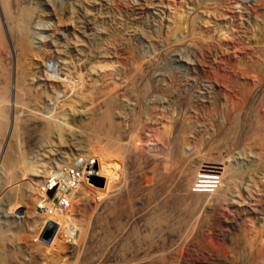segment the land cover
<instances>
[{"label":"rangeland","instance_id":"1","mask_svg":"<svg viewBox=\"0 0 264 264\" xmlns=\"http://www.w3.org/2000/svg\"><path fill=\"white\" fill-rule=\"evenodd\" d=\"M0 84V264H264V0H0Z\"/></svg>","mask_w":264,"mask_h":264},{"label":"bare ground","instance_id":"2","mask_svg":"<svg viewBox=\"0 0 264 264\" xmlns=\"http://www.w3.org/2000/svg\"><path fill=\"white\" fill-rule=\"evenodd\" d=\"M183 10V9H182ZM205 11V10H204ZM30 12H26L24 15H23V17H22V20H21V22L22 23H24L27 19H29V16H30V14H29ZM169 14V13H168ZM183 14V13H182ZM198 14V13H197ZM181 15V14H180ZM180 19V18H179ZM177 19V23L176 24H182L183 23V19ZM194 19H195V17H194ZM22 23H19V24H21V27H22ZM196 23V22H195ZM175 27H176V25H175ZM20 28V27H19ZM18 28V29H19ZM174 28V27H173ZM179 28H180V26H179ZM198 32V31H197ZM19 34H20V32H19ZM23 34V33H22ZM201 34H202V32H201ZM220 36V35H219ZM169 37V36H168ZM204 39H206V38H204ZM204 39H202V40H204ZM207 40V39H206ZM205 40V41H206ZM204 42V41H203ZM205 43V42H204ZM7 46V45H6ZM78 46V45H77ZM24 55V54H23ZM83 56V55H82ZM84 64V63H83ZM237 64V63H236ZM22 66V65H21ZM25 69V68H24ZM29 71V70H28ZM23 75V74H22ZM18 76L20 77V75L18 74ZM7 77V76H6ZM3 78V77H2ZM23 81V80H22ZM4 83L6 82V81H3ZM2 82V83H3ZM19 82H21V79H20V81ZM17 83H18V81H17ZM23 83V82H22ZM6 84V83H5ZM19 84V83H18ZM21 84V83H20ZM1 85V84H0ZM12 86V85H11ZM19 86V85H18ZM22 86V85H21ZM22 87H24V86H22ZM0 88H1V86H0ZM5 88H6V85L5 86H3V84H2V88L0 89V112H3V116H2V119L0 120L1 121V123H0V129H4V130H6V132H7V130H8V116H6L5 115V110H7L8 111V102H9V97H7V96H9V90H5ZM19 88H21V87H19ZM27 89V88H26ZM18 90H20V89H18ZM21 90H24V89H21ZM20 90V91H21ZM18 92V91H17ZM15 93V92H14ZM21 93V92H20ZM7 95V96H6ZM22 95V94H21ZM23 95H25L24 94V91H23ZM17 98L19 97V94L17 93V96H16ZM22 97V96H21ZM24 97V96H23ZM22 97V98H23ZM29 97V96H28ZM15 98V97H14ZM25 99H26V97H24ZM19 99H20V97H19ZM18 99V100H19ZM34 99V98H33ZM36 100H37V98H36ZM23 100H21V102H22ZM19 102V101H18ZM20 102V103H21ZM19 103V104H20ZM26 103V102H25ZM16 104H18V103H16ZM23 105V104H22ZM20 108V107H19ZM15 109V108H14ZM22 109V107L20 108V110ZM7 114V113H6ZM104 118H103V123L105 122V121H111V113H110V111L108 110L107 111V113H105L104 114ZM110 118V119H109ZM18 121V120H17ZM16 121V122H17ZM15 122V123H16ZM26 122L25 121H23V120H19V122H18V124H21L22 126H25V125H23V124H25ZM107 123V122H106ZM2 124V125H1ZM1 126H2V128H1ZM19 127V126H18ZM48 128V127H47ZM22 129H24V128H22ZM3 130V131H4ZM14 130H16V128L14 129ZM19 130V129H18ZM17 130V131H18ZM44 130V129H43ZM3 131H1V132H3ZM1 132H0V135H1ZM5 132H3V134H4ZM51 133V132H50ZM5 135V134H4ZM30 137V136H29ZM204 137V136H203ZM259 142H262V145H263V147H264V139L262 138V139H260L259 140ZM206 155V154H205ZM203 156V155H202ZM17 157V156H16ZM208 157V156H207ZM206 157V158H207ZM210 158V157H209ZM201 159V158H200ZM203 159H201V160H193L191 163L189 162L188 164V166H186V169H185V176H184V179H185V181H183L186 185H184L183 183V185L185 186V187H187V186H189V185H191V183H192V180H193V183H192V186H191V192L193 193V194H195L194 195V197H201L203 194H201V193H204V194H212V195H216L218 192H219V190L221 189L222 190V192L223 191H227L228 189L230 190L231 189V187L234 185V184H236L235 183V179L234 178H236V175H237V171H234V169H232V168H228L227 169V167H223V169L222 168H218L217 166H216V163H214L213 161H211V159L209 160V159H207V160H203L204 161V164H202L201 166H200V168H198L197 169V171L199 170V172L197 173V172H195V169H196V164L198 165L199 164V162H201ZM194 161H195V163H194ZM14 165H17V167H20L19 169H17V170H27V168H26V162H25V160H24V158H23V156H21V155H18V157L15 159V161H14V163H13ZM9 167V166H8ZM14 167V166H13ZM231 167V166H230ZM29 168V167H28ZM14 169L16 170V168L14 167ZM34 169V168H33ZM71 170H74L75 172L74 173H76V172H78L76 169H74V168H72L70 165L69 166H67V167H64V169H63V167L59 170V171H62V174L60 175V176H58V177H56V178H53V179H50V180H47V181H45V183H48L49 182V185H51V186H49V188L51 187V188H53L52 190H54L53 192H55V191H57V192H59L60 191V194L62 195V199L63 198H66V196H67V194L71 191V190H73L78 184H76V179L75 178H73V177H71L72 175H71ZM33 172V171H32ZM17 172H15V174H16ZM195 173H197V175H195V177H194V174ZM184 174V173H183ZM200 174H204V178H207V179H213V178H215V176L216 175H220V184H219V186H218V188H216V189H214V190H196V188H195V185L198 183V179L200 178ZM21 175V174H20ZM80 175L81 174H79V178H78V181H79V179H80ZM176 175V174H175ZM75 176V175H74ZM197 176V177H196ZM18 177L19 176H13L12 178H13V181L14 182H16L17 180H20V178L18 179ZM2 178V177H1ZM22 179V178H21ZM195 179V180H194ZM32 180V179H31ZM35 180V179H34ZM237 180V179H236ZM14 182H12L11 181V183H10V185H13L12 183H14ZM22 182V181H21ZM20 181H19V183H21ZM68 182L70 183H72L71 185H69L68 184ZM223 182H224V185H223ZM17 183V185L19 184L18 182H16ZM15 183V184H16ZM73 183H75L76 185H73ZM21 184H25L24 182H22ZM20 184V186L18 185V186H16V185H14V186H16L17 188L19 187H21L22 185ZM223 185V186H222ZM1 186V185H0ZM222 186V187H221ZM25 187V186H24ZM62 191H61V190ZM31 191V190H30ZM221 193V192H220ZM19 194V193H18ZM221 195V194H220ZM225 195V194H224ZM227 195V194H226ZM219 196V195H218ZM65 200V199H64ZM68 201V200H67ZM217 202V201H216ZM4 205V204H3ZM4 232V231H3Z\"/></svg>","mask_w":264,"mask_h":264},{"label":"built area","instance_id":"3","mask_svg":"<svg viewBox=\"0 0 264 264\" xmlns=\"http://www.w3.org/2000/svg\"><path fill=\"white\" fill-rule=\"evenodd\" d=\"M71 175L74 177L75 174H77V176H79V172L74 173V170H71ZM204 174H200V178L198 179V183L195 185L196 190H214L216 188H218L219 184H220V175H216L215 178L213 179H207L203 177ZM54 200V196L52 198ZM62 200V201H61ZM56 198L54 200V203L58 204V209H60L61 211H63L65 208H67L68 205V201L63 200L60 198V196L58 195V201ZM61 201V202H60ZM41 211H45L47 209V207H45L43 204H40L39 206ZM60 211V212H61Z\"/></svg>","mask_w":264,"mask_h":264},{"label":"water","instance_id":"4","mask_svg":"<svg viewBox=\"0 0 264 264\" xmlns=\"http://www.w3.org/2000/svg\"><path fill=\"white\" fill-rule=\"evenodd\" d=\"M95 179L97 180L96 185L99 186L100 188L105 186V179L103 177H95ZM56 229V227H55ZM55 229L53 228L52 231H50L49 229H47L44 234H43V238L44 240H51L54 233H55Z\"/></svg>","mask_w":264,"mask_h":264}]
</instances>
